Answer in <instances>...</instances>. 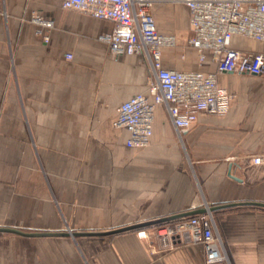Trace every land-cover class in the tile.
Listing matches in <instances>:
<instances>
[{
	"label": "crops",
	"instance_id": "crops-1",
	"mask_svg": "<svg viewBox=\"0 0 264 264\" xmlns=\"http://www.w3.org/2000/svg\"><path fill=\"white\" fill-rule=\"evenodd\" d=\"M62 0H0V227L105 232L202 209L213 213L230 264H264V76L220 74L234 95L223 116L200 114L178 137L163 106L144 149L126 147L117 108L147 93L138 55L112 56L98 40L113 23L64 9ZM157 32L176 45L162 66L214 73L190 44L182 0H153ZM53 21L45 43L31 21ZM234 49L259 43L234 37ZM248 203V204H247ZM147 228V227H146ZM138 228L101 236L0 233V264H204L201 244L165 247Z\"/></svg>",
	"mask_w": 264,
	"mask_h": 264
},
{
	"label": "built area",
	"instance_id": "built-area-1",
	"mask_svg": "<svg viewBox=\"0 0 264 264\" xmlns=\"http://www.w3.org/2000/svg\"><path fill=\"white\" fill-rule=\"evenodd\" d=\"M189 11L190 44L200 65L212 63L214 73L178 71L162 66L161 50L176 45L175 37L157 32L151 14L153 0H62L64 9L77 11L113 23L111 32L98 40L112 56L138 55L147 63L152 80L147 93H138L122 102L113 122L127 133L126 147L144 149L153 134L154 112L163 106L178 137L187 132L200 114L223 116L234 95L219 86L220 74L264 76V0H182ZM37 34L45 43L53 21L33 15ZM240 37L259 43L260 49L244 52L231 46ZM252 163L264 164L262 157ZM167 221L142 229L138 236H155L165 246L188 240L201 244L204 264H230L217 232L213 213Z\"/></svg>",
	"mask_w": 264,
	"mask_h": 264
},
{
	"label": "water",
	"instance_id": "water-1",
	"mask_svg": "<svg viewBox=\"0 0 264 264\" xmlns=\"http://www.w3.org/2000/svg\"><path fill=\"white\" fill-rule=\"evenodd\" d=\"M248 204V203H247ZM258 206L264 207V204H257ZM232 206L231 204H227L224 206H218V207H211L209 210L211 212H215L217 210H221L223 208H227ZM204 209H197V210H191V211H186L182 213H178L175 215H171L168 217H163L159 219H153V220H148V221H143L123 227H119L110 231H105V232H83V231H55V232H24L20 229L17 228H12V227H0V233H10V234H16V235H21V236H29V237H62V236H72V237H80V236H101V235H109V234H116V233H122L126 231H131L135 230L138 228H143L167 221H172V220H177L179 218L183 217H188L191 215L195 214H200L203 213Z\"/></svg>",
	"mask_w": 264,
	"mask_h": 264
},
{
	"label": "rangeland",
	"instance_id": "rangeland-1",
	"mask_svg": "<svg viewBox=\"0 0 264 264\" xmlns=\"http://www.w3.org/2000/svg\"><path fill=\"white\" fill-rule=\"evenodd\" d=\"M70 232V231H69Z\"/></svg>",
	"mask_w": 264,
	"mask_h": 264
}]
</instances>
